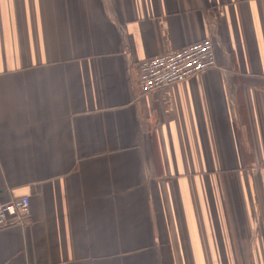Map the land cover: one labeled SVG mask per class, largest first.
Segmentation results:
<instances>
[{
  "label": "crops",
  "instance_id": "1",
  "mask_svg": "<svg viewBox=\"0 0 264 264\" xmlns=\"http://www.w3.org/2000/svg\"><path fill=\"white\" fill-rule=\"evenodd\" d=\"M217 64L142 94L139 64ZM0 264H264V0H0Z\"/></svg>",
  "mask_w": 264,
  "mask_h": 264
},
{
  "label": "built area",
  "instance_id": "2",
  "mask_svg": "<svg viewBox=\"0 0 264 264\" xmlns=\"http://www.w3.org/2000/svg\"><path fill=\"white\" fill-rule=\"evenodd\" d=\"M214 43L205 39L181 50L144 60L139 64V86L142 94H151L186 82L216 68ZM30 214V200L22 197L10 202L0 198V230L12 224H22Z\"/></svg>",
  "mask_w": 264,
  "mask_h": 264
}]
</instances>
